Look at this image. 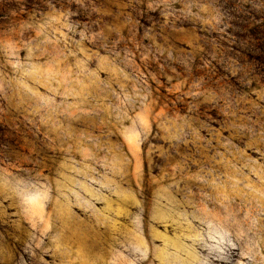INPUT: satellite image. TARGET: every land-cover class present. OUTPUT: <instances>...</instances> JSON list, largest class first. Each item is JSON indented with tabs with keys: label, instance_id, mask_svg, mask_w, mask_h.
I'll return each instance as SVG.
<instances>
[{
	"label": "rangeland",
	"instance_id": "374dc122",
	"mask_svg": "<svg viewBox=\"0 0 264 264\" xmlns=\"http://www.w3.org/2000/svg\"><path fill=\"white\" fill-rule=\"evenodd\" d=\"M0 264H264V0H0Z\"/></svg>",
	"mask_w": 264,
	"mask_h": 264
}]
</instances>
